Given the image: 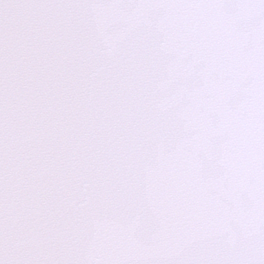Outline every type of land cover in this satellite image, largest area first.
I'll return each mask as SVG.
<instances>
[{"label": "snow or ice", "instance_id": "6c2138e0", "mask_svg": "<svg viewBox=\"0 0 264 264\" xmlns=\"http://www.w3.org/2000/svg\"><path fill=\"white\" fill-rule=\"evenodd\" d=\"M0 264H264V0H0Z\"/></svg>", "mask_w": 264, "mask_h": 264}]
</instances>
